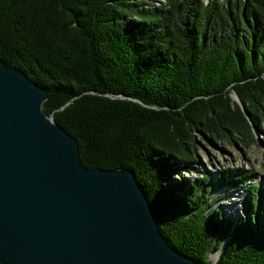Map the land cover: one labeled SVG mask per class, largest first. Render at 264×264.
<instances>
[{"label":"trees","instance_id":"obj_1","mask_svg":"<svg viewBox=\"0 0 264 264\" xmlns=\"http://www.w3.org/2000/svg\"><path fill=\"white\" fill-rule=\"evenodd\" d=\"M0 60L45 89L82 166L133 172L168 246L210 264L229 233L213 264H264V187L195 153L260 131L264 0H0ZM245 183L240 216L212 208Z\"/></svg>","mask_w":264,"mask_h":264},{"label":"water","instance_id":"obj_2","mask_svg":"<svg viewBox=\"0 0 264 264\" xmlns=\"http://www.w3.org/2000/svg\"><path fill=\"white\" fill-rule=\"evenodd\" d=\"M45 99L0 60V264H200L163 240L131 170L81 165Z\"/></svg>","mask_w":264,"mask_h":264},{"label":"rangeland","instance_id":"obj_3","mask_svg":"<svg viewBox=\"0 0 264 264\" xmlns=\"http://www.w3.org/2000/svg\"><path fill=\"white\" fill-rule=\"evenodd\" d=\"M151 2L153 4H157L160 2V0H151ZM253 133L255 141L248 147H243L239 144H227L222 140L214 141V145L203 142L200 143L195 151L197 157V167L208 172L211 176V179L215 180L216 172L220 169V167L224 168L243 166L253 173L254 178L252 181L258 183V188L264 187V122L260 125V131H254ZM194 175L195 173L192 172L183 173L184 177L194 178ZM246 185L247 183L216 200L212 204V208H215L219 205L222 215L236 219L242 213V199L246 196ZM223 191V187H218L215 190H212L211 195L214 196ZM235 194L238 195V200L234 198ZM232 211L233 213H231ZM230 229L231 226L229 227V230ZM228 234L226 236H228ZM226 236L222 238L220 245L216 248L218 250L217 256H219V253L221 252L220 250L223 249ZM212 248L213 246L209 249L213 251ZM206 259L210 261L208 258Z\"/></svg>","mask_w":264,"mask_h":264},{"label":"bare ground","instance_id":"obj_4","mask_svg":"<svg viewBox=\"0 0 264 264\" xmlns=\"http://www.w3.org/2000/svg\"><path fill=\"white\" fill-rule=\"evenodd\" d=\"M235 197V199L236 200H238L239 199V197H238V195H234ZM233 210V209H232ZM234 211V210H233ZM233 211L231 212V213H233ZM235 213V212H234ZM217 255H218V250H211V251H209V253H208V255H207V257H208V259L210 260V261H215V258L217 257Z\"/></svg>","mask_w":264,"mask_h":264}]
</instances>
